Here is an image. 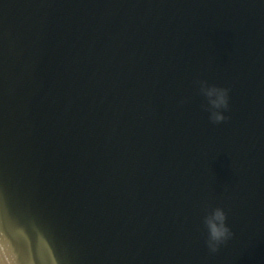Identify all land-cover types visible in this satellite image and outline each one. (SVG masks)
I'll use <instances>...</instances> for the list:
<instances>
[{"label": "water", "instance_id": "water-1", "mask_svg": "<svg viewBox=\"0 0 264 264\" xmlns=\"http://www.w3.org/2000/svg\"><path fill=\"white\" fill-rule=\"evenodd\" d=\"M215 207L232 235L213 252ZM0 246L264 264V0H0Z\"/></svg>", "mask_w": 264, "mask_h": 264}, {"label": "clouds", "instance_id": "clouds-1", "mask_svg": "<svg viewBox=\"0 0 264 264\" xmlns=\"http://www.w3.org/2000/svg\"><path fill=\"white\" fill-rule=\"evenodd\" d=\"M201 89L208 97L209 104L211 105L212 110L209 112V119L213 122L223 120L225 117L218 109L227 107V91L214 85H205L203 82H201ZM225 220V212L220 207L210 208L205 217V225L207 227L206 244L213 252L232 235ZM18 264H25V262L19 259Z\"/></svg>", "mask_w": 264, "mask_h": 264}, {"label": "snow or ice", "instance_id": "snow-or-ice-1", "mask_svg": "<svg viewBox=\"0 0 264 264\" xmlns=\"http://www.w3.org/2000/svg\"><path fill=\"white\" fill-rule=\"evenodd\" d=\"M0 264H6V257L3 255V247L0 246Z\"/></svg>", "mask_w": 264, "mask_h": 264}]
</instances>
